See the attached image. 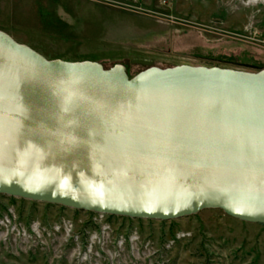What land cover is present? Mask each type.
Instances as JSON below:
<instances>
[{
  "label": "water",
  "instance_id": "obj_1",
  "mask_svg": "<svg viewBox=\"0 0 264 264\" xmlns=\"http://www.w3.org/2000/svg\"><path fill=\"white\" fill-rule=\"evenodd\" d=\"M48 59L0 29V194L264 224V68Z\"/></svg>",
  "mask_w": 264,
  "mask_h": 264
},
{
  "label": "rangeland",
  "instance_id": "obj_2",
  "mask_svg": "<svg viewBox=\"0 0 264 264\" xmlns=\"http://www.w3.org/2000/svg\"><path fill=\"white\" fill-rule=\"evenodd\" d=\"M0 29L48 59L123 63L129 76L145 68L136 57L264 68V0H0ZM0 264H264V224L220 209L96 223L90 211L0 194Z\"/></svg>",
  "mask_w": 264,
  "mask_h": 264
},
{
  "label": "built area",
  "instance_id": "obj_3",
  "mask_svg": "<svg viewBox=\"0 0 264 264\" xmlns=\"http://www.w3.org/2000/svg\"><path fill=\"white\" fill-rule=\"evenodd\" d=\"M91 212V211H90ZM106 214L103 213H97V212H93V221L98 223L99 221H101V219L105 216ZM109 227L108 225H101V229L103 230H107ZM16 233L19 236H24V235H28L27 231H25V229L23 227L19 228L16 227ZM27 238V237H26ZM122 243V240L118 241V245H120Z\"/></svg>",
  "mask_w": 264,
  "mask_h": 264
},
{
  "label": "bare ground",
  "instance_id": "obj_4",
  "mask_svg": "<svg viewBox=\"0 0 264 264\" xmlns=\"http://www.w3.org/2000/svg\"><path fill=\"white\" fill-rule=\"evenodd\" d=\"M253 1H255V0H253Z\"/></svg>",
  "mask_w": 264,
  "mask_h": 264
}]
</instances>
